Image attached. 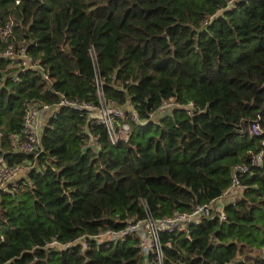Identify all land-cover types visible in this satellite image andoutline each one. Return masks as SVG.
<instances>
[{
    "label": "trees",
    "instance_id": "obj_1",
    "mask_svg": "<svg viewBox=\"0 0 264 264\" xmlns=\"http://www.w3.org/2000/svg\"><path fill=\"white\" fill-rule=\"evenodd\" d=\"M0 0V26L44 67L4 54L0 38V156L28 161L0 187V264H148L140 236L98 241L133 219L190 211L229 188L225 217L164 231L165 264H264V0ZM208 19L206 23L205 20ZM126 108L112 141L87 108L61 105L40 126L35 150L16 148L27 103L69 99ZM174 98L193 101L163 108ZM136 112L145 123L135 121ZM88 235V245H49ZM153 254H150L152 258Z\"/></svg>",
    "mask_w": 264,
    "mask_h": 264
},
{
    "label": "built area",
    "instance_id": "obj_2",
    "mask_svg": "<svg viewBox=\"0 0 264 264\" xmlns=\"http://www.w3.org/2000/svg\"><path fill=\"white\" fill-rule=\"evenodd\" d=\"M237 0H229L227 8H233ZM208 22V19L205 20ZM15 20L10 19L2 23L0 26V38L7 42L6 47L4 48V54L9 57L17 56L21 58L22 64L26 66H36L43 70V74L46 77H49L47 72L44 71V67L40 64L34 62V60L28 56L26 45L21 44L16 46L13 42L14 39V27ZM97 88L99 95L101 97L99 104H94L90 102H82L76 99H69L64 95L61 97L60 102L56 106L47 102H31L27 103L26 112L24 115V123L20 132H15L11 136L12 143L16 148L24 150L26 152H31L35 150L37 144L40 140V124L39 116L43 110H53L57 109L61 105H71L80 108H87L91 111V115L95 117L98 122L105 124L108 128L109 135L112 141L119 139V134H124L125 138L129 137V131L131 125L124 123L121 130L117 129L115 118L122 116L125 113L126 108L120 106L119 104L108 101L103 94V85L102 79L97 77L96 79ZM194 102L190 101L188 103H181L174 98H170L165 101L163 108L169 107H186L189 112L194 111ZM132 117L135 121L140 123H145L146 120L139 118V115L133 111ZM250 132L262 135L264 134V128L255 121L250 126ZM264 145V138H263ZM264 148L259 151L252 159L251 164H259L263 157ZM29 162L23 161L18 164H8L4 157L0 156V187L6 189L8 183L21 171L27 170L29 168ZM250 164H236L234 166L232 182L227 189V191L220 197L207 202L196 204L194 208L190 211H181L176 212L173 215L155 217L151 213L147 212V215L141 219H133L129 221L121 229H107L103 232L90 235L91 238H95L98 241H104L107 239H123L129 234L136 233L140 236V245L142 247V252L145 255V258L148 264H165L164 263V250L162 242V232L164 231H188L190 226L193 223H196L201 220L205 215L216 216L219 215L222 218L225 217L224 206L222 197L226 194L232 193L233 191H242L245 187L240 180V173L249 171ZM88 235L84 234L81 237L77 238L75 241L60 244L57 240H53L49 245H59L60 247H67L71 245H77L82 243L84 247L88 245L87 242ZM77 241V242H76ZM150 254H153L150 258Z\"/></svg>",
    "mask_w": 264,
    "mask_h": 264
},
{
    "label": "crops",
    "instance_id": "obj_3",
    "mask_svg": "<svg viewBox=\"0 0 264 264\" xmlns=\"http://www.w3.org/2000/svg\"><path fill=\"white\" fill-rule=\"evenodd\" d=\"M51 114V112L49 110H43L41 113H40V116H39V121H40V126H41V129L42 127L46 124L47 122V119L49 117V115ZM25 172L21 171L20 173H18L15 177H19L21 175H23ZM242 192L241 191H233L232 193H229V194H226L225 196L222 197L223 199V203L226 204L227 202L233 200V198H235L236 196H238L239 194H241Z\"/></svg>",
    "mask_w": 264,
    "mask_h": 264
},
{
    "label": "rangeland",
    "instance_id": "obj_4",
    "mask_svg": "<svg viewBox=\"0 0 264 264\" xmlns=\"http://www.w3.org/2000/svg\"><path fill=\"white\" fill-rule=\"evenodd\" d=\"M127 123V122H126ZM39 124H40V121H39ZM129 124V123H128ZM41 125V124H40ZM124 125V124H123ZM122 128H123V126H122ZM234 199V198H233Z\"/></svg>",
    "mask_w": 264,
    "mask_h": 264
},
{
    "label": "water",
    "instance_id": "obj_5",
    "mask_svg": "<svg viewBox=\"0 0 264 264\" xmlns=\"http://www.w3.org/2000/svg\"><path fill=\"white\" fill-rule=\"evenodd\" d=\"M77 242V241H76Z\"/></svg>",
    "mask_w": 264,
    "mask_h": 264
}]
</instances>
